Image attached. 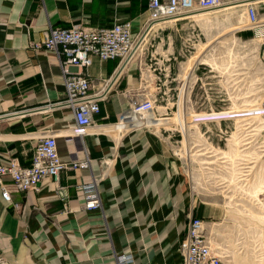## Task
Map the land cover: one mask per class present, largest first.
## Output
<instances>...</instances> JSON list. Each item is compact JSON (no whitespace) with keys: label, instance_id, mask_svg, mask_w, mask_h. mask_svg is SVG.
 Masks as SVG:
<instances>
[{"label":"crops","instance_id":"crops-1","mask_svg":"<svg viewBox=\"0 0 264 264\" xmlns=\"http://www.w3.org/2000/svg\"><path fill=\"white\" fill-rule=\"evenodd\" d=\"M148 14L147 0H0V115L7 114L0 119V162L30 165L37 138L45 134L57 136L62 161L85 153L90 159L89 168L62 171L57 181L45 177L38 189L10 186L19 209L0 193L4 264H116L117 253L132 256L125 264H182L178 245L190 219L222 218L220 206L194 193L171 149L172 117L165 119L167 128L162 117L154 116L146 120L153 128L128 130L116 124L129 105L126 90L139 84L137 61L116 78L94 124L77 135L72 112L55 104L65 96L55 53L32 46L46 39L50 26L98 27L128 20L137 30ZM238 33L259 66L251 95L262 100L264 37L255 38L251 30ZM117 63L92 56L85 71L95 81L107 79ZM93 180L101 207L88 211L76 186Z\"/></svg>","mask_w":264,"mask_h":264},{"label":"rangeland","instance_id":"rangeland-1","mask_svg":"<svg viewBox=\"0 0 264 264\" xmlns=\"http://www.w3.org/2000/svg\"><path fill=\"white\" fill-rule=\"evenodd\" d=\"M236 13L239 16L241 11L211 13V29L197 23V29L202 31L204 38L202 36V43L194 48L188 40L191 38L190 23L184 21L146 34L137 62L141 63L142 74L144 71L153 74L155 85L152 84L154 88L148 86L149 82L140 75L138 86L130 89L129 95L154 96V113L156 117H162V127H168L165 123L167 117L173 118V125L169 126L174 129L172 141H178L173 143V149L190 178L192 190L201 195L209 205L220 206L224 212L221 219H206L207 229L211 235L217 234L218 238L224 239L226 243H218L229 251L232 264H264V141L261 132L263 108L260 100L255 98L257 95H251L255 92L252 86L258 77L259 66L247 54L250 45L243 43L244 37L237 38L240 33L234 28L240 21L235 18ZM208 29L211 42L216 44L207 41ZM200 47H210L208 57L216 62L217 67L216 64L202 63L197 74L206 87L211 85L218 89L223 100L216 101L214 107L207 102L202 105H187V136L186 131H183L185 124L181 121L180 103L176 109L177 105L167 108L165 102V63L160 70L157 69V73L152 72L155 65L153 55L161 58L166 53H173L179 61L186 62L188 57L202 50ZM154 74L158 78L155 79ZM178 85L176 81L170 84L173 87L170 93L174 94L175 99ZM198 86L200 80L193 90V101L196 93L197 98L200 97L202 89ZM258 95L263 97L261 92ZM203 115L206 116L205 120L201 118ZM215 115L218 118H209ZM204 153L207 154L201 155ZM234 237L241 239L235 243L232 241ZM257 242L262 245L259 248L262 251L250 247ZM240 244L244 248L239 251L237 248Z\"/></svg>","mask_w":264,"mask_h":264},{"label":"built area","instance_id":"built-area-1","mask_svg":"<svg viewBox=\"0 0 264 264\" xmlns=\"http://www.w3.org/2000/svg\"><path fill=\"white\" fill-rule=\"evenodd\" d=\"M118 1L129 2L131 0ZM262 5H264V0H147L148 19L137 30H134V24L128 20L115 22L110 26L98 27H86L81 23L73 24L69 28L50 26L46 39L43 42L32 43V46L35 49L43 47L55 53L65 86L64 98L55 104L72 112L74 119L72 132L73 134L81 135L85 133L88 127L94 124L95 116L100 113V103L107 99L116 78L129 63L138 60L146 34L154 33L158 29L167 28L184 21L185 23H190L191 38H188V40L191 41L190 45L194 48L195 45L201 43L204 35L199 28L197 29V21L191 16L198 12H213L219 8H229L228 10L231 11L241 10L245 19L244 25H240L235 31L251 30L254 32L255 38L264 37V15L260 11ZM171 19L174 20L172 23L167 22ZM160 22L163 23L153 27L154 24ZM92 56H96L102 61L117 60V67L113 75L98 81L90 77L85 69L91 64ZM153 58L155 65L152 68V72L154 73H157V69L160 70L161 65L165 63L164 74L167 82L165 102L167 108L177 105L176 109H178L181 84L179 71L183 61H179L178 57L173 53H166L161 58L153 55ZM201 64H196L192 69L193 81L187 85L186 105L192 106L196 103L202 105L207 102L208 105L214 107L213 105L216 101L223 99L220 98L218 89L211 85L206 87V84L201 81V77L197 74ZM140 66L141 63L139 62L138 68L140 75H142ZM154 76L156 79V74ZM199 80L200 86L198 88H201L202 91L199 98H197L198 93L195 94L193 101L192 93ZM173 81L179 84L176 87V99L174 94L170 93L173 89L170 84ZM129 91L130 89L125 92L126 96H128V108L120 114L116 124L126 126L128 130L139 127L153 128V126L146 124V120L150 116L156 118L154 113L156 98L154 96H130ZM260 102V106L263 108L261 132L264 141V98ZM210 109L213 111L212 108ZM6 115L1 114L0 119ZM171 130L174 131V129ZM177 142V140H174L171 144V149L175 156H177V153L173 149V143ZM89 167L90 159L86 153L80 158L62 161L58 153L57 136L53 134L41 135L37 138L30 165L22 166L16 159H10L8 163L0 162L1 197L10 203L13 208L19 209L20 204L12 200L10 186L15 191L38 189V183L45 177H51L54 181H57L62 171ZM76 189L78 195L84 199L83 209L90 211L101 207L95 180L80 183L76 186ZM206 223L201 217L195 216L190 219L187 232L180 239L178 245V250L183 258L182 264H229L226 258L227 255L223 250L212 243L211 233L208 231V223ZM223 229L224 227H222ZM241 234L244 237V234ZM213 237L223 244L226 243L223 238V240L218 238L217 234L213 235ZM240 239L234 237L232 241L235 242ZM238 248L240 251L243 250L244 246L240 244ZM131 259L132 256L130 254L117 253L115 255L116 264H125ZM0 264H4V258L1 253Z\"/></svg>","mask_w":264,"mask_h":264},{"label":"bare ground","instance_id":"bare-ground-1","mask_svg":"<svg viewBox=\"0 0 264 264\" xmlns=\"http://www.w3.org/2000/svg\"><path fill=\"white\" fill-rule=\"evenodd\" d=\"M229 8H219V9H216V10H214L213 12H198V13H196L195 15H193V16H191V17H193V19L195 20V21H197V23H200V24H203V25H206L207 27H209L210 26V23H213L212 22V16H211V13H219V12H222V11H226L227 13H230V12H234V11H231V10H228ZM236 11H238V10H236ZM241 11V10H240ZM237 14V13H236ZM225 16V15H224ZM226 18V17H225ZM229 18V17H228ZM236 19H238L240 22L237 24V26H236V28H234V30L235 29H237L238 27H240V25H244V16H243V14L241 13V14H239V16H238V14H237V17H235ZM230 19V18H229ZM228 19V20H229ZM216 20V19H215ZM174 20L173 19H171V20H168L167 22H169V23H172ZM231 21V19L229 20V22ZM161 23H163V22H160V23H156V24H154L153 25V27H157L159 24H161ZM237 22H235V24H236ZM210 28V27H209ZM211 29V28H210ZM208 33H209V29L208 30H206V35H207V41L208 42H211V40H212V37L209 35L208 36ZM258 39V38H257ZM260 39V38H259ZM202 43V42H201ZM200 43V44H201ZM200 44L198 45V46H200ZM211 44H216V43H214L213 41L211 42ZM200 48H202V47H200ZM209 49H210V47L209 48H202V50H200V51H198L195 55H193V56H190V57H188L187 58V61L186 62H182L181 63V68H180V75H179V80H180V82H181V87H180V101H179V103H180V106H181V116H182V118H181V121H183L184 122V128H183V131H186V133H187V136L189 135V130H188V121H187V118H188V107H187V105H186V97H187V95H188V90H187V85H188V83L190 82H192L193 81V75H192V69L194 68V66L196 65V64H198V63H207V64H210V65H213V64H216V62L214 63V61L211 59V58H209L210 57V55H209ZM198 50V49H197ZM212 51H213V49H212ZM211 54V53H210ZM209 56V57H208ZM216 61H217V59H216ZM219 61V60H218ZM209 65V66H210ZM216 67H217V64H216ZM215 69H217V68H215ZM151 74V73H150ZM150 74H148V72H146V71H144L143 72V74H142V76H143V78L144 79H146V81H148L149 82V85L148 86H152V84H153V77H152V75H150ZM142 78V79H143ZM155 81V80H154ZM155 84H153V86H154ZM150 86V87H151ZM152 86V88H154ZM181 96H182V100H181ZM258 110H261V109H258ZM259 115H260V112H258V119H259ZM211 116V115H210ZM203 117V119H206V116L205 115H203L202 116ZM209 118H218V116L217 115H215V116H213V117H209ZM262 122V121H261ZM171 125H173V123L171 124ZM182 151V150H181ZM207 153H213V152H207ZM207 153H204V154H201V155H205V154H207ZM192 179V178H191ZM230 201H232V200H230ZM228 205H230V202L228 203ZM207 222V221H206ZM207 224V223H206ZM213 225H217L215 222L214 223H212ZM211 225V224H210ZM207 226H208V224H207ZM211 240H212V243L214 244V245H216V246H219L222 250H223V252L227 255V260L229 261V264H232V262L229 260V258H230V253H229V251L226 249V248H224L223 246H221L219 243H218V241L216 240V238L215 237H213V235H211ZM264 245V244H263ZM239 247V246H238ZM250 247H252L253 249H258V251H262V249L260 250L259 248H261L262 247V245L261 244H259L258 242L257 243H254V244H252ZM237 249H239V248H237ZM263 259H261V261H262ZM258 262V261H257ZM260 262V261H259Z\"/></svg>","mask_w":264,"mask_h":264}]
</instances>
